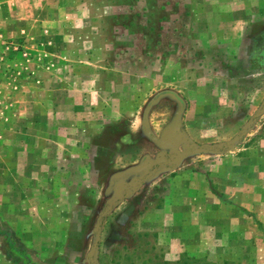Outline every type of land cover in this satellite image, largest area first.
I'll use <instances>...</instances> for the list:
<instances>
[{
	"label": "rangeland",
	"instance_id": "1",
	"mask_svg": "<svg viewBox=\"0 0 264 264\" xmlns=\"http://www.w3.org/2000/svg\"><path fill=\"white\" fill-rule=\"evenodd\" d=\"M10 5L0 25V264H88L112 175L163 149L142 130L146 107L156 137L180 114L207 145L262 107L264 0ZM181 149L177 167L105 216L97 264H264V112L233 149Z\"/></svg>",
	"mask_w": 264,
	"mask_h": 264
},
{
	"label": "water",
	"instance_id": "2",
	"mask_svg": "<svg viewBox=\"0 0 264 264\" xmlns=\"http://www.w3.org/2000/svg\"><path fill=\"white\" fill-rule=\"evenodd\" d=\"M148 108L146 107L143 111L141 120L142 130L147 137L163 149L159 151L154 158L150 155H144L135 166L128 167L112 175L113 178H119V181L113 186V194L106 208L101 212L95 223L97 234L87 253L86 259L88 264H97L94 260V254L101 239L102 221L120 201L137 191L148 178L156 175L159 169H174L177 167L185 155V152L181 149L183 144H185V150L193 153L219 154L235 148L240 138L252 127L257 118L264 112V101L260 111L256 112L251 117L241 132L234 135L231 139L215 145L199 144L194 141L184 128L180 114H176L172 122L162 129L159 138L156 137L148 125ZM129 173H138V175L133 176L129 181H124L122 178Z\"/></svg>",
	"mask_w": 264,
	"mask_h": 264
},
{
	"label": "crops",
	"instance_id": "3",
	"mask_svg": "<svg viewBox=\"0 0 264 264\" xmlns=\"http://www.w3.org/2000/svg\"><path fill=\"white\" fill-rule=\"evenodd\" d=\"M9 1L11 2V5L9 6V8L13 11V10H15V9H17V1L18 0H0V12L2 13V15H0V25H1V23L2 22H6V21H10V19H9V17H7V14L5 15V17H6V19L4 20V12H3V10H4V8H6L5 6H7L8 7V4H9ZM13 1H16L15 3H13ZM4 3H5V6H4ZM7 3V4H6ZM28 3H30V4H33V3H31L30 1L28 2ZM2 6V7H1ZM30 6V5H29ZM2 8V9H1ZM14 20V19H13ZM16 21V20H15ZM15 21H13L11 24L12 25H16L17 23L15 22ZM11 22V21H10ZM7 37V35L5 36L4 34H0V42H1V40H3L2 42H4V40H5V38ZM150 123V122H149ZM151 129V131L153 132V133H157V132H155L153 129H152V127L150 128ZM163 129V128H162ZM162 131V130H161ZM189 134V133H188ZM7 218H9V219H11L12 220V223L13 224H16L17 223V221L16 220H18L19 221V219L21 218V216H20V213L17 211V208H16V205L14 204L13 206H12V210H11V212H9L8 211V214H7ZM13 230V229H12ZM14 230H18V229H14ZM14 230H13V232H14ZM26 233H31L30 232V230H28Z\"/></svg>",
	"mask_w": 264,
	"mask_h": 264
}]
</instances>
